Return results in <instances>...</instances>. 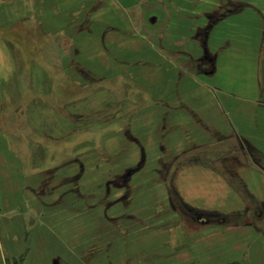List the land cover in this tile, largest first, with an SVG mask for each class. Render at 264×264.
<instances>
[{
  "label": "rangeland",
  "instance_id": "rangeland-1",
  "mask_svg": "<svg viewBox=\"0 0 264 264\" xmlns=\"http://www.w3.org/2000/svg\"><path fill=\"white\" fill-rule=\"evenodd\" d=\"M90 5L50 7L47 9L49 14L56 15L53 23L42 21L41 16L38 21L7 23L0 8V38L5 45L8 43L12 58L20 69L17 68V80L21 81L22 87L19 103L8 104L5 109L0 103V264H56L57 261L59 264H79L78 254H86L91 248L87 241H93L92 246L101 244V241H95V237L99 234L105 238L107 235L105 227L98 225L101 220L106 223L101 217L103 209L101 206L91 208L90 205L95 204L100 193L104 195L111 177L109 173L115 171L114 166L131 158L116 153L119 150L126 153L128 149L129 141L124 132L132 123L131 119L138 117L137 124L143 127L144 119L140 115L152 109L156 104L152 99L158 97L161 90L169 97H178L183 91H188L213 100L222 114L219 113L221 117L217 122L222 125L226 120V132L232 133L233 126L237 125H242V129L247 125L249 129H258V132L264 130V104L260 108L259 99L249 92L255 89L251 85L256 82L253 78L256 73L254 61L249 59L257 56L231 54L226 59V20L214 27L207 41L209 52L218 55L224 51L215 75L205 80L197 76L193 82L190 74H195L197 69L191 60L203 53L202 38L197 45L190 40L176 45L174 38L165 39L166 21L157 19L155 23L149 22L152 12L147 13L142 7L135 8L128 19L125 14L128 12L123 11L119 4L115 9L104 4L102 11ZM31 31L38 32V35L28 33L27 37L23 35L19 40L12 38L14 33ZM16 41L24 50H20L23 48ZM237 43L238 40L235 41ZM175 50L178 55H174ZM183 53L188 54L185 56ZM170 100L175 102L176 99ZM180 101L176 100L177 107L182 106ZM190 104L187 101V105ZM239 112H243V117L238 115ZM120 116L123 118L118 120ZM195 121L194 132L203 133L204 125ZM154 122V131L159 133L162 122L158 118ZM189 130L191 138L194 134ZM263 133L258 137L264 145ZM182 134L180 132L178 137L183 149L177 151L180 159L199 158L203 152L206 155L204 149H193V142L188 143L190 140ZM207 134L204 135L207 137ZM209 137L212 141L218 140L213 133ZM150 138L144 142L147 146L155 139ZM166 143L162 142L171 157L175 151ZM151 146L147 164L152 168L150 159L162 152L156 141ZM132 157L138 159L139 156ZM74 159L85 167L81 182L76 179L71 180L70 186L67 182L59 186L62 182L59 179H55L53 184L41 181L43 175L38 171L55 168L57 173L60 172V178L69 170L77 172L78 165L73 168L63 165L66 160ZM100 170L104 174L102 176L109 175L103 181L98 173ZM69 188L78 196L79 190L82 192L83 216L73 214V209L71 213L69 211V206H79L78 198H62L63 190ZM47 192L51 194L46 195ZM103 200L104 206H110L109 196ZM235 205H238V200L229 198L225 211ZM77 222L86 223L85 230L80 233L83 238L74 231L73 224ZM185 225L179 226L178 231H170V235L154 236L151 232L154 239L151 245L155 247L153 253H174L175 247L168 243L176 241L189 252L190 260H194L193 254L199 257L206 255L208 247L203 242L213 233L212 229L202 227L193 230ZM73 235L78 243L84 239L87 241L79 247L70 246L68 237ZM256 240L264 251V233ZM251 244L249 249H253V253L247 264H264V256L260 255L264 252L260 251L258 244ZM117 248L120 254L124 252L122 247L117 245ZM117 248L114 247L115 253ZM24 253L25 257H18ZM125 254H128L127 249ZM159 259L152 256L143 262L130 258L123 259L120 264H158ZM85 264L107 262L100 255L87 259ZM198 264L204 263L199 260Z\"/></svg>",
  "mask_w": 264,
  "mask_h": 264
},
{
  "label": "crops",
  "instance_id": "crops-1",
  "mask_svg": "<svg viewBox=\"0 0 264 264\" xmlns=\"http://www.w3.org/2000/svg\"><path fill=\"white\" fill-rule=\"evenodd\" d=\"M87 4L99 7L100 11L104 4L114 9L119 4L123 11L128 12L125 13L128 19L135 8L142 7L147 13L152 12L149 22L155 23L157 19L166 21L165 39L174 38L176 45L184 44V40L198 44L202 38L203 53L191 60L197 69L195 74L192 72L190 74L193 82L197 76L205 80L215 75L220 55L224 54L222 51L224 48H226V59L231 54L256 55L254 59H249L254 61L256 70L253 76L256 82L251 85L255 86V89L249 92L251 95L255 94L252 97L259 99L257 103L262 108L264 104L262 101L264 98V0H110L109 2L106 0H0V8L5 16L4 22L7 23L38 21L40 16L42 21L53 23L56 21V15L51 13L52 18L47 11L48 8L87 6ZM224 20H226L224 31L226 47L219 48L218 50L222 52L217 55L216 52L208 51L207 41L211 38L214 27ZM28 33L38 35V32L31 31L26 34L14 33L12 38L19 40L23 35L27 37ZM236 40L239 43L235 44ZM256 40L258 42L254 43ZM16 43L19 47L22 46L20 42L16 41ZM7 44L5 45L4 40L0 38V103L4 104V109L8 104L19 103L22 98L21 81L17 80L19 67L14 62ZM174 55H178L176 50ZM186 98L189 100H185ZM170 99L181 100L182 106L178 108L176 100L174 102ZM152 100L156 104L151 110L145 111L144 116L140 115L144 119L143 127L138 126V117H135L131 119L132 123L130 122L131 124L124 132L129 141L126 153H123L124 150L116 152L120 156L125 155L131 158L114 166L115 171L109 173L111 177L107 181L104 195L100 193L95 204L90 205L91 208L101 206L103 209L101 217L106 220V223L101 220L98 225L105 227L107 235L105 238H101L99 234L98 237L96 235L95 241L98 243L101 241L100 245L92 246L93 241L82 240L81 243L87 241L91 248L86 254L80 252L78 256L76 255L78 263L83 261L85 264L87 259L103 255L107 264H120L123 259L130 258L144 262L152 256L160 257V264H198L199 260H202L204 264H247L248 257L253 253L249 245L254 243L256 246L258 244L256 238H261L264 233V145L258 137L264 130L258 132V129H249L247 125L243 127V130L242 125H237L233 126L232 133L226 132V120L222 121V125L217 122L222 115L219 106L217 107L218 104L214 105L213 100L201 98L198 92L193 94L183 91L181 96L169 97L164 90H161L160 95L153 97ZM187 101L191 104L187 105ZM223 101L226 104V99ZM238 115L243 117V112H239ZM121 118L123 117L120 116L117 119ZM156 118L162 122L159 133L154 131ZM195 120L204 125L203 133L194 132ZM254 128L256 129L257 126ZM189 129L194 134L191 138ZM180 132L190 140L188 143L193 142V149L199 151L204 149L206 155L203 152L199 158L188 161L180 159V154L177 153L182 149L178 140ZM205 133L209 136L213 133V137H218V140L212 141L209 136L204 135ZM153 137L155 139L152 143L156 141L162 153L150 159L153 164L151 168V164L147 163L152 143L147 146L144 142ZM163 141L169 143L170 149L175 151L171 157L167 152L169 150L163 146ZM132 156L139 157L133 159ZM63 165L72 168L78 165L79 170L77 172L69 170L66 174H61V178L60 172L57 173L58 169L55 168L38 171L43 175L41 181L53 184L55 179H59L62 181L59 186L66 182L70 186L71 180L76 179L81 182V177L85 174L82 162L75 159L66 160ZM98 173L99 176L104 175L101 170ZM109 175L102 176L101 181ZM79 192L78 196L76 192L70 191V188L67 191L64 189L62 198L70 200H74V197L78 198L79 206H69V211L71 213L73 209V214L83 216L85 211H82V208H85V204L81 203L84 196L82 197L80 190ZM51 193L47 192L46 195ZM108 196L112 202L110 206H104L102 200H106ZM232 197L238 200V205L225 211L226 201ZM90 198L87 197V199ZM85 224L82 222L73 224L75 233L77 231L82 238L80 233L85 230ZM182 224H186V227L193 230L202 227L212 229L213 233L205 237L203 242L208 247L206 255L199 257L193 254L195 258L190 260L189 252L184 251V247L176 241L168 243L175 247L174 253L154 254L155 247L151 245L154 239L151 232L154 236L165 233L170 235V231H178ZM184 234L187 236L186 233ZM68 240L70 246L81 245L77 242L75 235L68 237ZM117 245L122 247L124 251L122 254ZM114 247L117 248L116 253ZM257 247L264 252L261 245L258 244ZM126 249L128 254H125ZM109 250L112 254L107 252ZM260 255L264 256V254ZM22 256L25 257V253L18 257ZM56 264L59 262L57 261Z\"/></svg>",
  "mask_w": 264,
  "mask_h": 264
}]
</instances>
